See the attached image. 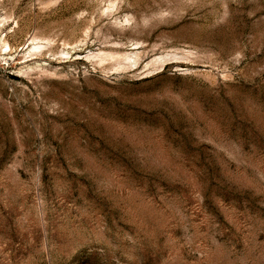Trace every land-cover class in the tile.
<instances>
[{"label":"rangeland","instance_id":"rangeland-1","mask_svg":"<svg viewBox=\"0 0 264 264\" xmlns=\"http://www.w3.org/2000/svg\"><path fill=\"white\" fill-rule=\"evenodd\" d=\"M0 44V264H264V0H0Z\"/></svg>","mask_w":264,"mask_h":264},{"label":"bare ground","instance_id":"bare-ground-1","mask_svg":"<svg viewBox=\"0 0 264 264\" xmlns=\"http://www.w3.org/2000/svg\"><path fill=\"white\" fill-rule=\"evenodd\" d=\"M48 43V42H47ZM47 43L40 42V39L33 37L30 40V56H35L37 53H40L43 49L47 47ZM1 46V44H0ZM4 46L9 47L8 44H4ZM50 54V53H49ZM139 55L136 53H98V54H90L87 56L88 59H97L98 63H104L106 61H115L117 69H123L131 63H136ZM139 60V59H138ZM163 60V59H162ZM152 63V62H151Z\"/></svg>","mask_w":264,"mask_h":264}]
</instances>
